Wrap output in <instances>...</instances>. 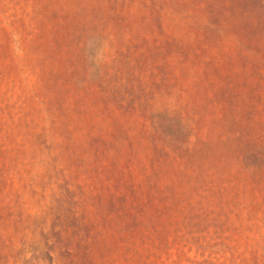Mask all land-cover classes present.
I'll return each mask as SVG.
<instances>
[{"label": "rangeland", "instance_id": "1", "mask_svg": "<svg viewBox=\"0 0 264 264\" xmlns=\"http://www.w3.org/2000/svg\"><path fill=\"white\" fill-rule=\"evenodd\" d=\"M0 264H264V0H0Z\"/></svg>", "mask_w": 264, "mask_h": 264}]
</instances>
